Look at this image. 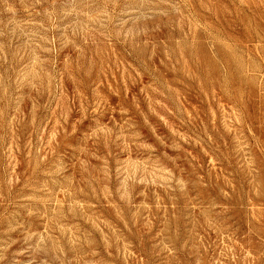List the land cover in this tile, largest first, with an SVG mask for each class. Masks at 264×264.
<instances>
[{"label":"rangeland","instance_id":"374dc122","mask_svg":"<svg viewBox=\"0 0 264 264\" xmlns=\"http://www.w3.org/2000/svg\"><path fill=\"white\" fill-rule=\"evenodd\" d=\"M0 264H264V0H0Z\"/></svg>","mask_w":264,"mask_h":264}]
</instances>
